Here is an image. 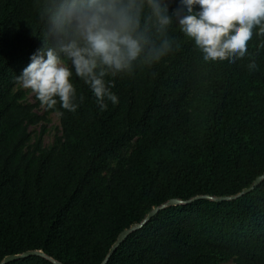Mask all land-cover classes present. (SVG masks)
<instances>
[{
  "label": "trees",
  "instance_id": "trees-1",
  "mask_svg": "<svg viewBox=\"0 0 264 264\" xmlns=\"http://www.w3.org/2000/svg\"><path fill=\"white\" fill-rule=\"evenodd\" d=\"M168 34L159 62L106 77L119 102L103 111L73 73L79 106L47 108L61 134L44 148L29 131L42 116L17 88L43 43L38 0H0V261L41 250L101 264L121 231L163 206L105 264H264V36L229 63L205 61L176 24Z\"/></svg>",
  "mask_w": 264,
  "mask_h": 264
},
{
  "label": "clouds",
  "instance_id": "clouds-1",
  "mask_svg": "<svg viewBox=\"0 0 264 264\" xmlns=\"http://www.w3.org/2000/svg\"><path fill=\"white\" fill-rule=\"evenodd\" d=\"M172 2L38 0L43 43L17 80L46 108H54L58 98L75 112V73L103 111L106 100L119 102L106 77L131 74L137 64L151 66L167 56L175 43L168 34L173 24L194 40L205 61L235 63L248 54L254 32L264 36V0H179L170 14ZM248 68H257L254 60Z\"/></svg>",
  "mask_w": 264,
  "mask_h": 264
},
{
  "label": "rangeland",
  "instance_id": "rangeland-1",
  "mask_svg": "<svg viewBox=\"0 0 264 264\" xmlns=\"http://www.w3.org/2000/svg\"><path fill=\"white\" fill-rule=\"evenodd\" d=\"M17 88L25 93L26 102L33 104L34 111L42 116L37 124L29 126L32 141L40 138L42 147L48 148L52 146L61 134L58 113L56 111L48 112L47 108L41 105L35 94L29 89H25L22 84H19ZM226 264L232 263L229 262Z\"/></svg>",
  "mask_w": 264,
  "mask_h": 264
},
{
  "label": "water",
  "instance_id": "water-1",
  "mask_svg": "<svg viewBox=\"0 0 264 264\" xmlns=\"http://www.w3.org/2000/svg\"><path fill=\"white\" fill-rule=\"evenodd\" d=\"M262 179V176H259L257 177L253 184L251 186H249L248 188H245L243 190V192H249L253 187L257 186L259 184V182L261 181ZM197 198V197H196ZM231 198H234L231 197ZM226 199H229V197H221V198H218V200H226ZM189 202V201H188ZM180 203V201L178 199H170L166 205H175V204H178ZM163 206H159V207H155L153 208L151 211L148 212L146 218L139 224H136L128 229H124L123 231H121L115 241V243L112 245L110 251H109V254L107 255L106 259L101 263V264H105L106 263V260L107 258L109 257V255L117 248V246L119 244H121L124 239L127 237V235L131 232V231H134L138 228H140L142 226L143 223H145L146 221H148L159 209H161ZM30 256H39V257H42V258H45L47 260H49L50 262H52L53 264H62L54 259H52L51 257L47 256L44 252H42L41 250H28V251H25V252H22L20 254H11V255H7L5 256L1 261H0V264H8L10 262H13L15 260H18V259H23V258H26V257H30Z\"/></svg>",
  "mask_w": 264,
  "mask_h": 264
}]
</instances>
